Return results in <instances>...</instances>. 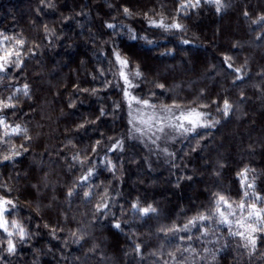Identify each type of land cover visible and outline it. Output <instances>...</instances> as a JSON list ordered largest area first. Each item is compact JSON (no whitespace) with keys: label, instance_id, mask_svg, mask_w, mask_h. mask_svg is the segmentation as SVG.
<instances>
[{"label":"clouds","instance_id":"clouds-1","mask_svg":"<svg viewBox=\"0 0 264 264\" xmlns=\"http://www.w3.org/2000/svg\"><path fill=\"white\" fill-rule=\"evenodd\" d=\"M0 264H264V0H0Z\"/></svg>","mask_w":264,"mask_h":264}]
</instances>
